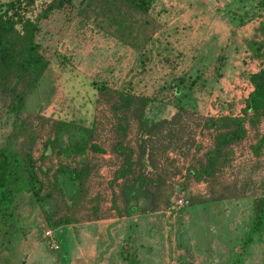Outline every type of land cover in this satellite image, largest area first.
Returning a JSON list of instances; mask_svg holds the SVG:
<instances>
[{
	"label": "rangeland",
	"instance_id": "obj_1",
	"mask_svg": "<svg viewBox=\"0 0 264 264\" xmlns=\"http://www.w3.org/2000/svg\"><path fill=\"white\" fill-rule=\"evenodd\" d=\"M6 1L10 0L0 3ZM42 1L48 0H36L33 16ZM80 1L71 0L74 10L70 15L52 12L39 21L36 39L48 65L17 115L7 112L9 99L0 93V147L9 142L17 151L21 142L18 135L28 125L39 126L44 139L49 121L59 120L80 128L92 127L93 142L106 151L111 100L98 93L93 84L104 85L106 91L125 90L152 97L145 110L149 118L169 117L178 103L202 116L237 117L251 90L248 76L264 70V60L252 58L243 43L259 15L264 14V0H154L140 20L152 21L154 32L137 52L73 17ZM143 29L149 31V26ZM226 48L233 49L234 54L229 56ZM220 51L223 66L216 71ZM181 77L186 87L193 82L189 91L183 87L178 94L171 86ZM246 131L243 143L234 148L231 167L219 178L220 191L229 186L221 201L183 207L173 213L135 214L139 215L136 221L125 223V234L117 231L110 235L107 251L104 245L92 242L95 236L82 223L68 224L66 232L59 226H47L26 196L18 207L15 197L13 217L0 218V264H230L234 253L242 252L240 244L250 224L252 201L264 193V149L259 158L249 149L254 134L264 133V120L254 128L247 125ZM69 133L73 137L79 134L77 130ZM66 136L61 135L62 153L45 152L44 167L71 165L88 157L97 166L111 163L95 151L71 154ZM197 140L206 144L200 137ZM40 145L36 144L34 157L41 151ZM100 170L91 181L92 193L101 191L109 181ZM60 185L66 197L74 189L66 177H60ZM203 192V183H190L183 194ZM104 195L108 197L107 192ZM46 228L53 232L56 250L42 238ZM87 236L92 241L88 242ZM91 244L96 246L94 253L104 254L99 257L101 261H77V253L84 246L83 251L88 252ZM68 256L69 261H64ZM240 262L264 264V233L254 236Z\"/></svg>",
	"mask_w": 264,
	"mask_h": 264
},
{
	"label": "trees",
	"instance_id": "obj_2",
	"mask_svg": "<svg viewBox=\"0 0 264 264\" xmlns=\"http://www.w3.org/2000/svg\"><path fill=\"white\" fill-rule=\"evenodd\" d=\"M153 1L81 0L73 17L137 52L154 32L152 21L140 22ZM35 3L36 0L0 3V93L9 99L7 112L13 115L20 112L24 98L36 88L48 65L36 39L39 21L52 12L70 15L74 10L71 0H48L40 3L33 16ZM144 26H149V31ZM243 43L252 58L264 60V14L259 15ZM222 54L220 51L216 58V71L223 66ZM248 81L251 91L237 117L202 116L178 103L173 105L174 111L168 118H149L145 110L151 105L152 97L125 90L106 91L104 85L93 84L98 93L111 100L110 135L106 143L114 159L110 164L116 168L106 186L91 192V181L100 170L91 157L71 165L44 167L42 164L46 151L62 153L63 133H67L66 144L71 154L80 155L84 150L98 155L105 152L93 142L92 127L80 128L53 120L49 121L47 135L41 139L39 126L28 125L18 135L21 142L17 151L9 142L0 147V218L13 217L15 197L18 207L25 196L40 211L44 224L54 228L107 218L110 212L119 218L157 213L166 210L174 189L184 193L190 183H203L204 192L183 194L182 208L221 201L229 186L220 191L219 178L225 168L231 167L234 148L246 138L247 125L254 128L264 120V70L250 74ZM176 82L171 87L175 86V92L180 94L183 87L189 91L193 81L187 87L184 77ZM76 130L79 134L73 137L69 132ZM198 137L206 144L198 141ZM254 137L249 149L259 158L264 149V133ZM37 143L41 144V151L34 157ZM60 177H66L74 186L68 197L60 185ZM105 202H108L106 207ZM79 211L85 214L78 216ZM262 233L264 193L252 201L250 224L240 244L242 252L236 251L230 264H241L247 246L254 236Z\"/></svg>",
	"mask_w": 264,
	"mask_h": 264
},
{
	"label": "crops",
	"instance_id": "obj_3",
	"mask_svg": "<svg viewBox=\"0 0 264 264\" xmlns=\"http://www.w3.org/2000/svg\"><path fill=\"white\" fill-rule=\"evenodd\" d=\"M242 10L245 12L246 11V8H243ZM216 14L222 15L223 13H219V11H216ZM247 14L248 13H245V15H247ZM171 23H173V22L167 23L166 25H170ZM244 29H245V26H244ZM229 50H230L229 48H226V52H229ZM234 52L235 51L233 49H231L230 52H229V56H232L234 54ZM250 91L248 90V93ZM247 94H246V96L244 98L247 97ZM231 95L232 96L235 95V99L234 100H236V98H238V96L235 94V92H233V94H231ZM105 138H108V137H105ZM100 156L104 160H107V161H110L111 160L112 162H114L113 157L108 153L107 150L105 152H103L102 154H100ZM99 167L101 168L100 173H102V171H103V174L102 175L106 176V180H109L111 178V175H112L113 171L116 168L115 164H110V163H109V165L102 166V167L99 166ZM137 217H136V215H130L128 217H120L119 218V217H116L115 215H113V213L110 212V216L107 217V218H103V219H99V220H95V221L81 222V223H82L83 226H87V228H89V230H90V233L95 236V238H94L93 241L91 240L92 237L87 236L86 239H88V242H90V241L96 242L97 245L102 244V245H104V249L107 251L108 250L107 247H108V245H110L109 244V241H108L110 239V235H112L113 232L116 233L117 231L118 232L120 231L122 233L124 232L123 234H125L126 233V230H127V226H125V223L128 224L130 222V224H132V222L136 221V218ZM66 227H68V226L67 225H65V226H62L61 225L58 228H60V229H62V230H64L66 232ZM97 227H98V230H97ZM46 229H48V230L51 231L50 228H46ZM83 234H82V236H83ZM103 235H104V238H103ZM80 236H81V231H80ZM42 238H43V236H42ZM51 239L55 243H57L56 242V239L54 238L53 232H52ZM98 240H100V241H98ZM47 242H49L48 239H47ZM88 246H89L88 252L83 251V249L84 250L86 249V246H84V247L81 246L82 247V251H80V252L77 253L78 254L76 256L77 261H101V259L99 257L101 255H104V254H102L101 252H96V251L94 253L93 250L96 247L95 245L91 244V245H88ZM57 248H58V246H57ZM70 249H72V244H70ZM74 249H75V246L73 247V250ZM76 249L79 251V248L78 247ZM69 254H70V252H69ZM70 258L71 257L68 256V258H66L64 261H69Z\"/></svg>",
	"mask_w": 264,
	"mask_h": 264
},
{
	"label": "built area",
	"instance_id": "obj_4",
	"mask_svg": "<svg viewBox=\"0 0 264 264\" xmlns=\"http://www.w3.org/2000/svg\"><path fill=\"white\" fill-rule=\"evenodd\" d=\"M184 204V195L183 192L178 191L176 189H174L172 195L169 198V204L165 210V212L167 213H173L178 211L179 209L182 208ZM42 236L44 239H48V246L50 249L56 250L57 249V245L56 243L51 239L52 236V232L50 230H45L42 233Z\"/></svg>",
	"mask_w": 264,
	"mask_h": 264
}]
</instances>
